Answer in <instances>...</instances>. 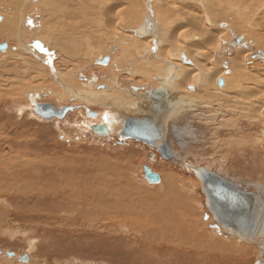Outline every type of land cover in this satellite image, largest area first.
<instances>
[{"label": "rangeland", "instance_id": "1", "mask_svg": "<svg viewBox=\"0 0 264 264\" xmlns=\"http://www.w3.org/2000/svg\"><path fill=\"white\" fill-rule=\"evenodd\" d=\"M92 1V7H90L94 9L97 6V2L94 1L97 0ZM0 2V6L4 5L3 0ZM1 7L0 9H2ZM91 11L89 8L87 13ZM221 12L227 13L226 11ZM93 13H89L87 16L91 15L89 17L93 18ZM236 23L238 34H246L249 31L250 27L245 25L243 19L241 23ZM184 30L180 33L181 39L190 37L196 31V29L190 28ZM189 33L192 34L187 36ZM24 37L26 43L30 42L29 38L32 39L30 34H26ZM5 41L11 48L19 44L18 40L11 38ZM36 41L29 45L34 54L41 57L42 60L48 58L46 61L52 65L56 64V68L64 75L71 70L72 79L80 74L79 80L85 82L86 78L90 77V81H88L90 84L86 85L88 89L91 87L96 88L95 91H103L104 89L96 87L100 82L113 85L114 74L118 73L115 69L120 62L112 68V61L115 59H111V63L106 65L98 64L97 61L103 55L111 58L117 51H121L118 44L110 43L107 46L103 44L98 46L99 49L95 53L97 56L89 59L83 55L73 57L70 50L67 55H64L42 38ZM169 51L168 54L171 52V54H174L173 52L179 54L175 47H170ZM23 55L25 58L27 56L25 63L20 60L19 62L12 60L9 55H0L5 64L15 63L20 66L22 63L23 72H25L24 68H30V75H24L27 78L23 81V85H15L12 82L15 79L9 76L12 74L9 73V70L13 71V66L4 70L0 68V149L1 153L6 154V157L14 156L18 161H33V167H28L24 173L25 177L33 175L35 179L22 180L21 184L26 185L28 181L31 185H40L33 188L27 187V190H21L19 193L15 191L14 185V182L19 183L18 178L14 175L16 168L3 174L2 178H7L6 182H0V186L3 184V186L10 187V190L6 192L0 191V251L3 254L11 252L17 257L29 255L30 262H27L28 264H255L254 249L259 250V246L264 244V141L261 140L264 119L259 117V114L249 120L247 117L233 118L232 116L217 115V112H223L222 109L204 111L200 118H194L195 113L193 112L184 115L182 112L172 113L166 121V140L172 153L177 157L168 160L163 158L154 146L138 140L120 138L117 134L120 127L110 136L97 135L89 124L100 123L99 115L96 118L90 117L85 109L87 107L83 106V102H78L74 98L75 96L66 98L65 102H59L53 97H44L41 93L40 95H31L27 102L24 95L26 89L30 91L34 88L44 87L48 83L43 84L46 76L40 79L36 75H32L34 74L32 65L41 69L40 65L36 64L37 60L33 58V54L24 53ZM139 55L143 57L144 53L139 50ZM122 59V64L131 63L134 83H143L148 87L155 85L153 76L134 73L136 70L134 65L139 61L130 60L129 57H122L120 60ZM82 69L85 72L81 74ZM168 71L170 72L171 69ZM128 76L130 75L127 72L121 73L118 81L128 86L131 84ZM32 77L35 79L34 82H32ZM19 88L21 89L19 90ZM87 88L84 87V89ZM107 101L110 102L112 99L109 98ZM36 103H49L56 108L61 105H75L78 108L71 111L67 117L45 120L38 118L39 115L35 111ZM104 106L98 104L90 106L89 109L100 113H104L107 111L106 109L110 110V107ZM199 110L194 109V112ZM198 113L200 114V112ZM183 118L185 120L181 122ZM224 120H228V124L229 122L230 124L227 125ZM178 124L180 126L176 127ZM181 158L184 159V162L181 161ZM234 160H239L240 163H234ZM185 163L215 170L216 173L240 189L258 195L259 205L254 219V227H252L247 240H238L234 237H226L221 233L218 235V232L215 233L212 226L214 222L206 208V198L199 180L193 171L188 170ZM144 166L161 174V182L149 183L144 177ZM54 167L61 172L60 175L65 173L62 177L66 178L68 173H76L77 179H86L87 177L99 179L109 173L108 169L113 167L116 171L120 170L117 172V177H122L126 181L118 179L119 183L125 184L123 187L130 188L126 185L129 179L130 183L128 184L132 190L128 193L134 200H138L140 194L142 198L144 195H148L150 200H155L156 195H160L159 189H168L165 183L167 176L173 177L171 186L183 190V196H186V199H183L185 203L189 200L186 206L182 203L183 209H188L187 211L191 212L185 214L181 210L183 217L186 218L185 215H187L189 218L185 222V227L190 221L201 235L202 231L208 234L211 243L212 237H214V240L219 243L225 241L230 245L222 253L223 255L220 251L215 250V252L212 251L211 257L210 250L206 249L202 240L196 241L200 245L199 249H193L190 242L189 245L184 243L179 247L173 246L170 244V239L168 241L158 240L151 244L149 240L145 239V230L151 229L150 226L156 222L163 221V217L148 218L146 213L149 209L155 211L158 209L156 211L158 213L163 205L154 204L150 200L142 203L136 201L138 206L133 208L136 211L134 212L130 210L127 201H124L122 205L125 204L128 211L122 210L121 207L114 208L112 205V202L121 198L119 195L110 202L105 201L111 207L103 205L106 208L103 207L101 212L95 214L86 209L72 207L69 204L72 198L59 187L46 190L48 178L53 175L60 178ZM254 168H256V171H252L254 175L252 172H246ZM11 175L12 177H10ZM98 181H89L87 188L90 195L100 193L96 189ZM141 227L145 230H142ZM237 247L240 251L243 249L242 247L246 249L250 247V249L243 250L244 255H240L241 252L235 250ZM201 255L207 256L205 261L200 259ZM0 264L24 263L12 257L0 255Z\"/></svg>", "mask_w": 264, "mask_h": 264}, {"label": "bare ground", "instance_id": "2", "mask_svg": "<svg viewBox=\"0 0 264 264\" xmlns=\"http://www.w3.org/2000/svg\"><path fill=\"white\" fill-rule=\"evenodd\" d=\"M10 2L11 4H9ZM91 2L93 3L92 0L90 2L89 0H3L2 3L4 5L0 6L2 8L0 9V41L8 44L5 40L11 38L18 40L19 44L13 48L8 44V49L0 52V55H9L12 60L14 59L18 62L20 60L22 63H25L27 56L25 58L23 54H33V58L37 60V63H35L39 64L41 69L39 70L38 67L32 65L31 68L34 72L32 75H36L40 79L46 76L43 84L48 83L41 88H34L30 91L26 89L24 95L27 98V102L31 95L35 96L41 93L42 96L53 97L54 100H58L59 102H65L66 98L75 96L74 98L78 102H83V106L87 107L85 109L88 111V115L89 112L95 114L94 116L89 115L90 117L96 118L99 115L98 119L100 123L89 124L93 132L101 136H110L120 127L117 134L120 138L125 139L121 136L125 124L134 113L139 112L146 94L149 92L155 93L153 96L159 97L165 102V104L159 103L160 106L157 108V112L164 113L165 132L162 140L171 155L168 160L177 157L172 153L166 140V121L172 113L182 112L184 115L187 113L192 114L193 112L195 113L193 115L194 118H200L204 111H219L222 109L223 112H217V115L221 114L224 117L232 116L233 118L247 117L251 120V118L259 114V117L264 119V0H97L94 1L97 2V6L94 5L96 3L93 4L96 6L94 9L91 8ZM89 8L92 11L87 13ZM221 11H226L227 13L224 14ZM92 12H94L92 14L93 18L89 17L91 15L87 16V14ZM242 19L245 25L250 27L246 34H238L236 32V22L241 23ZM33 25L35 27H31ZM186 28L196 29V31L193 35H190L192 33L187 35H190V37H186L185 35L186 38L181 39L180 33ZM26 34H30L32 37L31 40L29 38V43H26L24 40V35ZM40 38L47 41V43H51L52 46H55L64 55H67L70 50L73 57L75 55H83L85 58L89 57V59L90 57L93 59L97 56L95 53L99 49L98 46L102 44L107 46L110 43L118 44L121 51H117L111 58L109 57V64L111 63V59H115L112 61V68L116 67L120 62L119 66L115 69L118 73L114 74L113 85L100 82L99 84L97 83L96 87L104 90L95 91L96 88L90 87L88 89L86 86L90 84L88 83L90 77L86 78L87 81L81 82L79 80L80 74L72 79L71 70L65 75L62 74L56 68V64L52 65L46 61L48 58L42 60L41 57L34 54V51L29 46L32 43L34 44L36 40H40ZM170 47L177 48L179 54L177 52L168 54ZM139 50L144 53L143 57L139 55ZM255 54L256 56L251 58ZM54 55L56 56V53ZM106 56L103 55L98 60H102ZM122 57H129L130 60L139 61L134 65L136 69L134 73L153 76L152 79L155 81V85L148 87L144 86L143 83H134L133 80L135 78L130 68L132 65L130 62L122 64L123 59L120 60ZM1 58L3 57H0L1 70L9 69V67L13 66V71L9 70V73H12L9 76L15 79L12 82L15 85H23V81L27 78L24 75H30V68H24L25 72H23L22 63H19L20 66L15 63L5 64L2 62L4 59ZM226 63L228 67H225ZM168 69H171V71L169 72ZM84 72L85 70L82 69L80 73ZM124 72L130 75L128 79L131 84L128 86L118 81L120 74ZM3 77L2 80H4ZM32 78V82H34L33 80L35 79L34 77ZM220 79L224 81L223 87H219L218 85ZM82 86L87 89H84V87L82 89ZM16 89L18 90V87ZM109 98L112 101L108 102ZM98 104L105 105L106 108L110 107V110L106 109L107 111L100 113L89 109L90 106ZM63 107L78 108L75 105H61L59 108H54L60 111ZM194 109H200L198 111L200 114L194 112ZM38 118L44 119L40 115ZM184 120L185 118L181 122ZM224 121L227 125L230 124V122L228 124V120ZM96 125L107 128L109 134L103 135L96 132L94 129ZM179 126V124L176 125V127ZM262 135L263 138L261 140L263 142L264 131ZM162 140L158 141L154 146L159 153L158 148L162 144ZM6 158L9 157L1 153L0 149V182H6L7 177L2 178L3 174H7L9 170L16 168L14 175L19 180V183L14 182L16 192L21 193V190L25 191L28 188L40 185H31L28 181L26 185L21 184L22 180L29 179L30 181L35 179L33 175L25 177L24 173V170L28 167H33V161H18L14 156L9 159ZM181 161L184 162V159L181 158ZM233 162L240 163L239 160H234ZM185 165L188 170L195 173L197 179L200 171H207L220 176L215 170L209 168H201L187 163ZM111 168L108 169L109 173L104 174L99 179L93 177L77 179L75 177L76 173H68L69 175L66 174L68 175L66 178L62 177L65 173L60 175L61 172L54 167V170L57 171V176H60V178H56L54 175L48 178L46 190L59 187V189L72 198L69 202L72 207L86 209L88 212L94 214L101 212L104 207L103 205H108L105 201L110 202L114 197H118L119 195H121V198L112 202V205L114 208L121 207L122 210L125 209L127 211L128 207L125 204L122 205L124 201H127L130 210L134 211L133 208L138 206L137 202L142 203L150 200V196L144 195L142 198L141 194L138 196V200H134L130 193H128V191L132 190V187L128 184L130 183L129 179L126 185L130 188L123 187L125 184L119 183L118 179H121V181L124 179L117 177V172H120V170L116 171L113 167ZM255 169L247 170L246 172L251 173ZM157 174L161 179V174ZM167 177L165 183L168 189H159L160 195L158 196L157 194L155 200H150L154 204L163 205V207L158 213L156 212L158 209L156 211L149 209L146 213L148 218L162 216L164 222H156L148 230L141 227L146 232L145 239L149 240L151 244L158 242V240L168 241L170 239V244L176 247L182 246L184 243L189 245L190 242L193 249H199L200 245L196 241L202 240L206 249L210 250V256L215 250L220 251L222 254L230 243H226L225 241L219 243V241L214 240L212 235L209 236L210 238L212 237L211 243L208 234L198 228V230L202 231L201 235L199 231L195 230L196 226L190 221L185 227V222L189 218L187 215L184 218L181 210L185 214L191 212L187 211L188 209L184 210L182 203L186 206L189 200L185 203L183 199H186V196H183V190L172 187L173 177ZM220 177L240 191L252 194L247 193L249 191L240 189L222 176ZM93 180H99L96 189L100 193L90 195L91 193H88L87 187L89 181ZM199 184L202 189L200 181ZM9 188L2 184L0 191L6 192L10 190ZM255 194H253L255 197V199L253 198V202H256V208L254 209L251 225H248L241 232L235 230L227 223H222V226L216 225L215 218L209 211L211 219L214 222L212 226L216 231L215 233L218 232V235L221 233L226 235V237H234L238 240H247L252 227H254V219L259 205V197ZM204 197L206 198V196ZM65 200L67 201V198ZM205 205L208 209L206 200ZM201 226L203 225L201 224ZM158 231L159 234H157ZM158 235L162 237L160 238ZM242 248L241 251L238 247L235 250L241 252L240 255H244L245 252L242 253V251L250 249V247H247V249ZM254 253L256 256L255 264L256 261L257 264H264V244L263 246H259V250L254 249ZM21 257L13 256L12 258L19 261ZM206 257V255H201L200 259L205 261ZM209 259L212 260L214 258Z\"/></svg>", "mask_w": 264, "mask_h": 264}, {"label": "water", "instance_id": "3", "mask_svg": "<svg viewBox=\"0 0 264 264\" xmlns=\"http://www.w3.org/2000/svg\"><path fill=\"white\" fill-rule=\"evenodd\" d=\"M8 46L7 43L0 41V52L6 51ZM254 56L256 54L252 55L251 58ZM109 60L110 58L106 57L98 60L97 63L106 65L109 63ZM225 67H228L227 63ZM218 85L219 87H223L224 81L220 79ZM154 94L152 92L146 94L139 112L134 113L129 118L121 132L123 138H131L152 146H155L158 141L163 139L165 132L164 113L157 112V108L160 104H165V102L159 97L153 96ZM73 110L74 108L72 107H63L58 111L49 104H37L35 108L36 113L44 119L53 117L61 119ZM89 115L94 116L95 114L89 112ZM94 129L103 135L109 134V130L104 126H96ZM158 149L164 158H170L171 155L163 140ZM144 177L151 184H157L161 181L160 176L147 166H144ZM198 180L202 184L208 209L213 214L216 225L222 226V223H227L240 232L246 229L248 225H251L254 209L256 208V202H253V198L255 199L253 194H246L224 181L220 176L207 171H200ZM2 254L3 252L0 251V255ZM5 255L13 257L14 253L6 252ZM28 261V255H24L19 259V262L23 263H27Z\"/></svg>", "mask_w": 264, "mask_h": 264}]
</instances>
